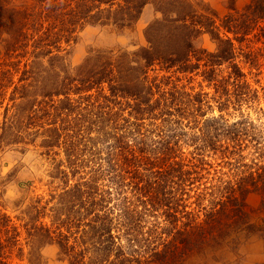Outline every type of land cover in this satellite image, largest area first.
<instances>
[{
  "label": "trees",
  "instance_id": "1",
  "mask_svg": "<svg viewBox=\"0 0 264 264\" xmlns=\"http://www.w3.org/2000/svg\"><path fill=\"white\" fill-rule=\"evenodd\" d=\"M230 2L220 19L202 0H0V153L43 137L48 149L66 147L73 175L96 163L90 180L73 188L67 182L49 200L23 201L15 217L0 209V264H13L16 252L23 257L24 246L29 264H44L45 245L58 246L70 264H238L241 247L264 239V164L244 163L250 148L264 160V135L254 122L231 125L225 115L259 100L241 63L264 68V0L242 10ZM148 6L156 18L145 30L146 47L96 51L77 68L69 64L68 47L87 26L134 31ZM204 35L216 52L197 45ZM254 41L261 47L245 52L242 45ZM158 70L172 72L166 85L150 81ZM194 77L218 94L220 115L204 123L213 110L208 94L176 84ZM99 123L134 137L106 133L115 142L105 158L93 146L92 161L77 159ZM148 126L158 139L153 146L143 133ZM183 142L194 147L191 158ZM215 160L230 172L215 169L210 179ZM63 167L55 169L69 178ZM102 177L107 189L98 185ZM252 194L261 197L257 218Z\"/></svg>",
  "mask_w": 264,
  "mask_h": 264
},
{
  "label": "rangeland",
  "instance_id": "2",
  "mask_svg": "<svg viewBox=\"0 0 264 264\" xmlns=\"http://www.w3.org/2000/svg\"><path fill=\"white\" fill-rule=\"evenodd\" d=\"M30 0H19V3H25ZM208 5L212 10L216 12L220 19L227 16L230 11L229 7L231 5L230 0H202ZM249 0H237L236 7L242 10ZM156 18V13L152 6H148L145 10L141 20L136 25L134 31H127L122 33L114 28L108 26H87L84 30L79 32L76 41L68 47L69 50V64L73 68H77L84 63V61L90 56L91 53L96 51H126L129 53L138 51L140 48L146 47L148 45L145 39V30L149 24ZM197 45L208 50L211 53L217 51V44L208 35L202 36ZM245 52L256 51L261 47L260 44L256 45V41L253 43H244L242 45ZM241 66L245 69V73L248 76V81L251 83L252 88L259 92V100L253 106H245L243 110L239 112L235 111V108L231 107L228 112L225 113L226 119L232 125L238 121L246 118L254 122L259 131L264 135V68L261 70L251 69L250 66H246L245 63H241ZM159 69V68H158ZM173 76L171 73L162 72L161 70L152 71L150 73V81L158 79V82H163L166 85L168 77ZM184 78L183 76H175ZM165 78V79H163ZM173 78V80H175ZM179 84V87H185L187 92H192L196 94H208L207 100L210 102L213 110L206 109L207 116L203 120V123L212 117H218L220 112L218 110L215 99L218 94L216 90L208 83L203 82L202 77H194V80L190 83L188 80H183ZM174 86L173 82L169 84L168 89ZM5 112L4 108L0 109V135L2 134V123L3 114ZM243 115V117H241ZM91 135L87 138L92 139L90 141L91 145L88 148L85 146H80L83 152H78V158L81 160L92 161L91 149L93 146L98 149L99 157L105 158L108 153V148L115 142L112 137L118 138V136L124 135L127 140L134 137V133L131 130L127 131H116L115 126L105 123H99L96 126L91 127ZM188 130V129H187ZM100 131V132H99ZM192 131V130H190ZM106 133L111 136L109 138ZM143 133H147L148 143L153 146V142L158 140L156 138L155 132L149 126L144 128ZM193 133V132H192ZM33 140V137L30 138ZM35 140V139H34ZM94 140V141H93ZM44 138L37 137L35 143H29L27 145H9L4 147L3 151L0 153V183L3 182V187H5V195L3 201L0 202V209L5 205V209L8 214L15 217L18 212L14 210L15 205L22 203L23 201L29 202L32 198L37 196H45L46 200L50 199V194L59 190L57 195L63 192L66 187L65 183L68 182L69 188L75 187L78 183L86 182L90 180L96 171V163L88 162L87 165L79 171L78 174L73 175L72 170L68 167V154L66 153V147L63 145L48 149L45 147ZM85 144V143H82ZM182 148L184 154L191 158L190 153L194 151V147L188 142L182 143ZM82 155V156H81ZM244 163L252 164L253 161H263L260 159L256 150L250 148L244 153ZM220 160H215V168L211 171L212 175L208 176L210 179L213 178L215 169H221L222 173H229L230 168L227 166L217 167ZM64 165L63 170H67L70 173L69 178H61L55 169L57 165ZM55 172L56 180H52L50 175ZM98 185L102 189L105 185H108V180L104 177L99 178ZM32 183L31 186H22V184ZM54 182V184H51ZM116 199V198H115ZM194 200L192 199V202ZM261 204V197L257 194H252L248 198V205L253 212L255 218L260 216L259 207ZM115 202H111L110 207L114 206ZM46 222L51 224V220L48 219ZM26 234L23 236V244H25ZM126 241H124L125 243ZM30 248L24 246L23 257H18L16 252L13 256V264H29ZM41 256L44 264H70L65 256L60 252V249L56 245H45L41 248ZM237 257L233 258V261H237L238 264H264V239L255 238L248 242L245 246L241 247L236 253Z\"/></svg>",
  "mask_w": 264,
  "mask_h": 264
}]
</instances>
